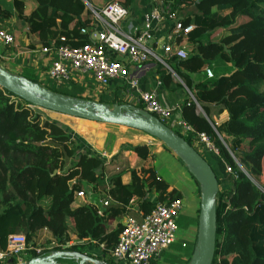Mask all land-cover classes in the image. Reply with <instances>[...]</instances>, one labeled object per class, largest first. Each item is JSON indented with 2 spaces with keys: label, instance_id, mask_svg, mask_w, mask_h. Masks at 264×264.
Instances as JSON below:
<instances>
[{
  "label": "trees",
  "instance_id": "trees-1",
  "mask_svg": "<svg viewBox=\"0 0 264 264\" xmlns=\"http://www.w3.org/2000/svg\"><path fill=\"white\" fill-rule=\"evenodd\" d=\"M28 1L37 6L31 13H26ZM86 1L14 0L11 6L0 0V30H7L16 13L26 24L28 38L38 41L29 40V49L80 48L90 40L82 30L93 19ZM118 1L127 8L128 0ZM161 1L166 19L172 15L183 28L193 26L187 36L181 34L190 46L187 58L167 60L192 95L181 116L193 132L175 134L196 151L194 144H202L199 135L205 136L218 150L217 160L232 170L230 186L215 172L219 191L213 264H264V193L251 179L264 170V0ZM12 52L0 58L2 68L42 86L43 68L10 65ZM159 69L164 83L171 80L164 66ZM52 91L83 99L76 84ZM36 109L0 87V249L6 248L9 236L23 234L28 246L24 262L63 253L67 257L58 263L76 264L74 255L84 256L93 246L102 250L103 264H116L113 251L132 202L147 216L156 207L148 200L152 191L164 205L182 200V193L170 190L152 165L132 170L129 185L123 184L121 173L107 181L102 159L80 154L79 138ZM132 151L143 161L154 160L151 145ZM88 188L96 198L110 196V204L100 208L79 203V193L86 194Z\"/></svg>",
  "mask_w": 264,
  "mask_h": 264
},
{
  "label": "built area",
  "instance_id": "built-area-1",
  "mask_svg": "<svg viewBox=\"0 0 264 264\" xmlns=\"http://www.w3.org/2000/svg\"><path fill=\"white\" fill-rule=\"evenodd\" d=\"M157 9L145 14L143 27L133 25L124 28L122 22L129 16V10L120 1L111 0L101 9L92 10L96 28L90 31L84 28L82 33L90 35L87 44L80 48L60 46L58 48H45L43 54L56 53L58 60L52 61L48 69V77L55 83H68L72 71L89 75L103 86L117 79H126L129 75V66H142L156 62L165 67L173 78L178 76L172 71L167 60L173 56L186 59L187 53L174 46L176 37L187 36L193 26L183 28L182 23L171 15L169 20L173 23V34L169 43L163 47L161 53L153 46L154 23L162 21L165 17L162 12V1H157ZM161 8V10H160ZM174 39V40H173ZM15 44V37L8 30H0V58L5 59L1 52L8 50ZM121 58V60H119ZM207 76L213 77L211 70ZM128 90L134 91L143 109L154 115L174 133L189 134L193 129L188 126L175 109L166 107L156 94L142 91L138 80H129ZM192 97V95H191ZM180 113V109L178 110ZM200 142L206 150L218 154L215 146L203 135H199ZM227 173L232 170L226 165ZM88 194L79 193V199L86 198ZM111 202L108 196L103 202L106 208ZM182 200L170 205L157 203L155 209L141 219L129 218L126 227L120 235L117 247L113 251V260L116 264H153L164 259V255L176 244L180 232V218L182 215ZM28 251L26 236L23 234L11 235L7 239L5 249H0V264L25 263L23 254ZM37 253L42 250L37 249Z\"/></svg>",
  "mask_w": 264,
  "mask_h": 264
},
{
  "label": "crops",
  "instance_id": "crops-1",
  "mask_svg": "<svg viewBox=\"0 0 264 264\" xmlns=\"http://www.w3.org/2000/svg\"><path fill=\"white\" fill-rule=\"evenodd\" d=\"M13 1L14 0H7L6 3L12 6ZM109 1L111 0H89L88 8L92 13V10L101 9ZM157 1L158 0H128L127 9L129 10V16L128 18H126V20L122 22V26L124 28L130 25L139 28L143 27L145 14H150L158 8ZM36 7L37 6L34 1H28L26 7V13H31ZM94 24H95L94 19H92V24L87 28L90 31L94 30L95 28L96 31H99V28H97V26H93ZM7 30L15 37V44L9 48V49L13 48L12 57L9 59V64L17 68L23 67L31 70H37L38 68H43V71L41 72L40 75V82L42 84V87L44 88L46 87V89L50 88L48 89L50 91L51 89L53 90L71 89L72 85L76 84L81 89H83V93H82L83 99L81 100L87 103L104 104L109 106L110 108L114 107L115 105H129L135 108H141L142 104L139 102L137 94L134 91L127 89L129 80L135 79L138 80L139 88L142 91L156 94L159 100L162 102V104H164L166 107L170 109H175L176 113L180 115L183 104L191 96L190 92L184 86V84L179 78L175 79L171 77V80L164 83L162 81L159 64L154 61L142 66H129L128 67L129 75L126 79L113 80L106 86L101 85L93 77L89 75H83L75 71H72L71 79L68 81V83L65 82L55 83L49 79L47 73L52 61L58 60V55L56 53L43 54L41 52V49L39 48H37L35 51L29 49L28 48L30 42L29 40H31V42L33 43H37L38 41L35 38H31V39L28 38L26 24L17 17L16 13L12 21H10L7 24ZM172 34H173V23L170 20L164 18L160 22H155L154 30H153L154 40L151 43L153 48L157 52L161 53L163 47L170 42L169 37ZM187 44L188 42L186 38H182L181 36L176 37L174 40V46L179 48H182L185 45L187 46ZM8 50L5 51V56H4L5 58L7 56L6 54ZM119 60H121V58H119ZM179 109H180V113L178 111ZM110 126H114V125H110ZM69 132L75 138L79 137L80 154L93 155L102 159L107 181L109 180V178L121 173L122 174L121 179L123 184L129 185L132 182L131 173H130L132 170L143 169L148 167L149 165H152L155 168L154 165L156 162V157H155L156 154L153 151L154 150L153 147H152V156L154 157V160L150 162L143 161L138 157V155L134 151H132L134 148L140 145H147L146 143H142V144L135 143L134 145H131L128 148H126V150H124V152L121 153L117 151L118 149L117 147H115L112 150V152H106L104 150L105 146L103 147V145L105 144L104 137L101 138V140H97V141L96 140L92 141L86 138L87 140L85 141L88 144V148H86L84 146L85 145L84 143L86 142L83 140L82 137L77 136L78 134L76 130H71ZM146 136L149 137L148 135ZM150 141L153 142V138H150ZM162 156L160 158H162ZM208 156L209 158L207 162L212 167L214 172H217V174L219 175V179L225 182L226 183L225 185L230 186L228 181L229 176L227 173H225L226 164L222 160L220 161L223 163H220V161H218L217 157L214 155L209 154ZM155 169L157 173L160 176H162L163 179H165L164 176L158 171V169L157 168ZM167 183L170 186V190L176 189L180 191L184 198L183 190H181L176 185H171L168 181ZM89 188L91 189V187ZM89 188L86 190L87 191L86 194H88V196L86 198L79 199V203L82 204H84L85 202L94 203L98 207L103 208V201L105 199L102 200V198L100 199V197L99 198L94 197V195L91 194ZM157 198L158 196L155 193V191H152L148 195V200L156 204L158 203ZM132 204H133L132 210L129 216H127L128 218L126 217L125 219L126 220H128L129 218L141 219L143 215L141 212H139L137 202L134 201L132 202ZM180 225H181V218H180ZM180 230H181V226H180ZM182 236L183 238L181 237L182 239H180V241L179 238L177 239L178 242H176L177 243L176 245L178 246L175 245L170 251H168L164 255V259L162 261L157 262V264L159 263L176 264L177 262H178L177 264H183L179 259L180 257H185L188 263L189 261H191L193 256L192 251L189 250V248L191 247L189 242L191 240L185 238L183 234ZM85 254L86 255L84 256L94 259L98 261L100 264H103L102 261L103 252L100 248H95L93 246L87 247V249L85 250ZM74 258L76 259L77 262H79L80 255H74Z\"/></svg>",
  "mask_w": 264,
  "mask_h": 264
},
{
  "label": "water",
  "instance_id": "water-1",
  "mask_svg": "<svg viewBox=\"0 0 264 264\" xmlns=\"http://www.w3.org/2000/svg\"><path fill=\"white\" fill-rule=\"evenodd\" d=\"M0 87L14 93L35 108L95 123L126 127L142 132L163 143L170 151L183 159L202 187L196 250L190 264H213L216 250L217 207L216 196L219 182L207 160L184 139L176 135L154 115L144 109L129 105L86 104L61 96L42 86L23 80L19 76L0 68ZM67 257L63 253L37 257L22 264H60ZM79 257V256H78ZM76 264H100L98 261L80 256Z\"/></svg>",
  "mask_w": 264,
  "mask_h": 264
},
{
  "label": "rangeland",
  "instance_id": "rangeland-1",
  "mask_svg": "<svg viewBox=\"0 0 264 264\" xmlns=\"http://www.w3.org/2000/svg\"><path fill=\"white\" fill-rule=\"evenodd\" d=\"M86 3L88 5L89 0L86 1ZM182 49L187 53V55L189 54L190 52L189 44H187V46L185 45L184 47H182ZM0 67L2 68L1 61H0ZM52 90L53 89H51V91ZM82 102L89 104L85 101ZM36 110L38 112H41L49 120L63 126L66 130L68 131L76 130L78 134L77 136L82 137L84 141L87 140L86 138L92 141L93 140L97 141V140H101V138L104 137L105 144L103 143L104 144L103 147L105 146L104 150L106 152H112V150L115 147H117L118 148L117 151L121 153L124 152L126 148H128L131 145H134L135 143L136 144L146 143L147 145H151L154 148L153 151L156 154L155 155L156 162L154 165L155 168L158 169V171L164 176V178L171 185H176L184 192V198L182 201L183 211H182L181 225H180L181 230L179 232L180 236L178 234V238L180 241V239L183 238L182 236L183 234L185 238L191 240L189 242L191 246L189 250L192 251V255L194 254L198 239V226H199V216L201 210L202 187L196 183V179L194 177L193 172L191 171L190 168L186 166L182 158H180L174 152L170 151L163 143L159 142L158 140L155 139L156 141L151 142L150 141L151 137L149 138L145 134L132 129H127L118 126H110L107 124L95 123L69 116H63L39 108H37ZM84 144H85L84 146L88 148L87 142ZM194 146L197 148L198 152L206 160H208L209 158L208 155L210 154V152H208V150H206V148L202 146V144H200L199 142L195 143ZM214 155L218 156V154L216 153ZM161 156L162 158H160ZM220 163L223 162L220 161ZM263 169H264V164H263ZM227 174L230 175V173ZM251 179L254 182L255 186L264 193V170H263V175L261 177L251 178ZM179 259L183 264H190V261L188 263L185 257H180Z\"/></svg>",
  "mask_w": 264,
  "mask_h": 264
}]
</instances>
